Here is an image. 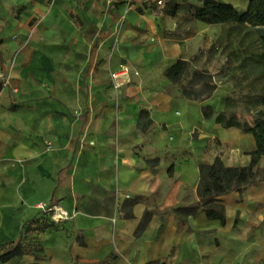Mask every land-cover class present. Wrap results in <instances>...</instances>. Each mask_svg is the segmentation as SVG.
<instances>
[{"label":"crops","instance_id":"obj_1","mask_svg":"<svg viewBox=\"0 0 264 264\" xmlns=\"http://www.w3.org/2000/svg\"><path fill=\"white\" fill-rule=\"evenodd\" d=\"M158 1L0 0V249H43L0 264H264V181L218 199L225 225L174 212L200 203L201 164L247 167L257 142L217 122L236 71L215 77L201 54L228 25L197 20L201 0ZM182 60L214 76L212 98L166 77ZM123 66L139 75L117 89ZM40 202L72 219L53 222Z\"/></svg>","mask_w":264,"mask_h":264},{"label":"trees","instance_id":"obj_2","mask_svg":"<svg viewBox=\"0 0 264 264\" xmlns=\"http://www.w3.org/2000/svg\"><path fill=\"white\" fill-rule=\"evenodd\" d=\"M248 10L246 12L238 11L231 4L219 3L215 0H201L200 4L195 8V17L197 20L208 25H228L233 27H244L249 30V41L252 45L259 46L262 51V62H264V0H249ZM173 9L179 10V7ZM176 11L172 12L175 15ZM257 63V61H255ZM191 74L190 63L182 60L177 62L173 67L167 70L166 77L181 88L184 97L198 100L193 97L192 92L185 85V79ZM192 80L210 79L211 75L207 72L197 70L192 73ZM213 88L211 87V90ZM3 90L0 85V92ZM258 106L264 107V92L257 98ZM205 116L210 118L213 116V111L210 107L203 109ZM143 120L149 121V113L142 111L140 116V123ZM231 118H226V115L217 117V122L228 127H237L244 129L246 132L253 135L257 142V149L252 154V163L244 168L225 167L222 159L217 157L213 164H201L199 171L201 172V179L198 188V196L200 203L196 206L179 208L174 212L182 219L196 216L200 209H203L210 220H219L222 225H225L227 220L226 209L221 204L220 197L227 196L233 191L241 192L245 187L264 181V169L259 168V162L264 157V119L257 121L254 127H247L240 125ZM147 125V123H146ZM158 161L151 162V165L157 164ZM137 202H130L129 206L132 208ZM131 213H127L126 217H131ZM140 226L137 229V235H141L143 230L147 227L150 216L145 214ZM31 247L11 246L6 251L0 249V262L7 263L11 259H21L26 254H39L43 249L39 246L33 245ZM150 264H160L159 261Z\"/></svg>","mask_w":264,"mask_h":264},{"label":"rangeland","instance_id":"obj_3","mask_svg":"<svg viewBox=\"0 0 264 264\" xmlns=\"http://www.w3.org/2000/svg\"><path fill=\"white\" fill-rule=\"evenodd\" d=\"M249 37L248 29L227 26L223 29L220 39L201 55H208V64L210 70L216 73L215 77L235 69V75L229 76L230 81L234 83V91L229 96L226 118H231L240 125L254 127L257 121L264 119V108L256 104L257 98L264 92V62H258H262V51L259 46L250 43ZM204 72L210 74L209 71ZM192 78L191 73L184 82L193 97L202 101L212 98L217 88L214 76L211 75L208 80Z\"/></svg>","mask_w":264,"mask_h":264},{"label":"built area","instance_id":"obj_4","mask_svg":"<svg viewBox=\"0 0 264 264\" xmlns=\"http://www.w3.org/2000/svg\"><path fill=\"white\" fill-rule=\"evenodd\" d=\"M115 2L116 0H102V3L105 5H112ZM157 5L159 7H164L162 0L158 1ZM138 75V71L135 72L132 71V69H130L129 67L123 66L120 71L112 74V79L114 80L115 87L117 89H120L125 85V83H129L131 81L132 76L138 77ZM36 209L39 210L42 214L49 216L50 219H52V221L55 223L66 222L72 219L71 214L58 204L50 205L45 202H40L36 206Z\"/></svg>","mask_w":264,"mask_h":264}]
</instances>
